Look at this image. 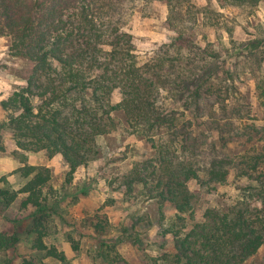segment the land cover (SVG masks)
I'll return each instance as SVG.
<instances>
[{
    "label": "trees",
    "instance_id": "1",
    "mask_svg": "<svg viewBox=\"0 0 264 264\" xmlns=\"http://www.w3.org/2000/svg\"><path fill=\"white\" fill-rule=\"evenodd\" d=\"M152 1L0 0V37L9 38V54L34 63L26 86L0 101L7 112L0 131H11L15 154L23 163L13 172L20 178L18 188L0 177L4 183L0 206L6 208L24 194L20 207H36L37 249L47 248L39 227L48 206L43 191L51 190L50 171L27 163L23 151L44 150L48 158L61 154L69 166V181L75 169L92 158L95 138L116 129L114 110H122L131 132L146 136L155 149L153 157L135 163L124 175V184L129 191L141 184L160 209L165 204L175 208L178 219L198 201V192L187 185L190 179L203 186L223 182L233 166L258 171L264 190V153L248 152L242 160L226 155L237 126L233 111L226 113L233 84L230 77L220 75L225 61L207 55L196 41L200 9L192 0H159L172 5L167 22L175 35L149 61L138 63L132 35L124 27L140 2ZM116 89L121 99L112 104ZM191 108L205 118L209 131L218 130L219 147L204 131L195 134L190 129L185 115ZM0 150H4L1 132ZM253 189L252 183L245 187L248 192ZM252 198L237 201L227 212L208 209L206 220L183 237L173 231L177 250L173 262L240 264L255 253L264 244V192L262 209H250L244 200ZM96 216L91 224L95 233H101L104 225ZM16 240L0 231V250ZM46 252L63 258L54 248ZM117 256L105 259L130 264Z\"/></svg>",
    "mask_w": 264,
    "mask_h": 264
},
{
    "label": "rangeland",
    "instance_id": "2",
    "mask_svg": "<svg viewBox=\"0 0 264 264\" xmlns=\"http://www.w3.org/2000/svg\"><path fill=\"white\" fill-rule=\"evenodd\" d=\"M200 12L196 14L197 43L207 55H217L225 61L221 76L230 77L226 113L233 111L235 138L225 147L226 155L242 160L248 152L264 153V0H192ZM170 4L159 0L140 2L124 29L131 33L138 63L149 61L159 46L171 39L175 32L168 25ZM207 12V13H205ZM251 43L249 46L244 43ZM9 38L0 37V101L16 89L26 86L34 63L8 51ZM226 72V73H225ZM121 99L119 89L111 95V103ZM178 106L180 104L177 103ZM6 113L0 106V122ZM194 110L186 111L195 134L200 131L208 141L219 147L217 129H207L205 118ZM116 129L95 139L94 153L86 163L79 165L68 179L69 166L61 154L48 158L44 150L23 151L27 163L43 165L50 171V188H45L48 206L39 228L44 232L46 249H37L36 207H20V194L8 207L0 206V231L17 240L0 250V264H110L105 256H117L130 264H175V237L183 235L196 223L206 220V211L227 212L237 201L244 200L252 210L262 209L258 171L246 172L230 167L227 179L210 185L197 180L187 182L197 191L198 201L192 208L179 213L169 204L161 207L148 196L141 184L132 191L124 184V175L135 163L151 158L155 149L144 135L132 133L122 110H114ZM189 129V130H190ZM4 150H0V177L5 176L13 188L21 185L14 170L23 163L15 154L12 133L1 129ZM159 138V137H158ZM264 165H261V168ZM260 168V169H261ZM253 184L249 192L245 187ZM0 181V187L3 186ZM104 225L95 233L92 222ZM54 248L63 258L47 255ZM264 244L240 264H263Z\"/></svg>",
    "mask_w": 264,
    "mask_h": 264
}]
</instances>
